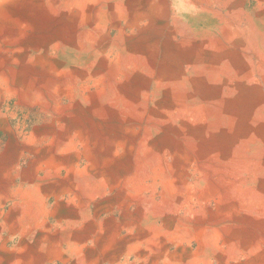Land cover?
<instances>
[{"label": "crops", "instance_id": "crops-1", "mask_svg": "<svg viewBox=\"0 0 264 264\" xmlns=\"http://www.w3.org/2000/svg\"><path fill=\"white\" fill-rule=\"evenodd\" d=\"M0 17V117L3 101L21 98L5 88L22 68L29 79L41 64L37 56L45 68L54 57L85 73L69 97L76 102L57 110L59 120L11 126L13 138H0V160L13 140L68 149L59 173H26L38 160H20L8 191L1 188L5 214L17 211L14 236L5 215L0 219L3 258L264 264V204L254 206L253 193L264 177L254 167L264 160V138L255 132L264 125V0H8ZM85 86L96 93L97 109ZM25 89L36 93L31 84ZM242 127L249 134L244 159ZM104 161L111 169L101 170Z\"/></svg>", "mask_w": 264, "mask_h": 264}, {"label": "bare ground", "instance_id": "bare-ground-1", "mask_svg": "<svg viewBox=\"0 0 264 264\" xmlns=\"http://www.w3.org/2000/svg\"><path fill=\"white\" fill-rule=\"evenodd\" d=\"M8 0H0V11L1 10H3V8L5 7L6 8V2H7ZM113 1V0H112ZM127 1V0H126ZM123 2V1H122ZM17 3V2H16ZM18 4V3H17ZM107 4V3H106ZM124 5V4H123ZM230 6V5H229ZM257 7V6H256ZM255 7V8H256ZM9 8V7H8ZM249 8V7H248ZM197 9V8H196ZM224 8H222V10H223ZM231 9V8H230ZM256 9H259L258 7L256 8ZM208 10V9H207ZM207 10H206V12H207ZM225 10V9H224ZM236 10V9H235ZM9 11H11V10H9ZM209 11V10H208ZM248 12V11H247ZM5 13V12H4ZM15 13V12H14ZM210 13V12H209ZM8 14V13H7ZM263 14V13H262ZM22 15V14H21ZM24 15V14H23ZM10 16H11V14H10ZM14 16V15H13ZM153 17V16H152ZM213 17V16H212ZM252 17V16H251ZM259 17V16H258ZM1 18V17H0ZM202 18V17H201ZM26 19V18H25ZM261 19V18H260ZM264 19V18H263ZM56 20V19H55ZM93 20V19H92ZM145 20V19H144ZM212 20H214V19H212ZM255 20V19H254ZM31 21V20H30ZM192 22H193V19L191 20ZM202 21H204V20H202ZM257 21V20H256ZM256 21H254V22H256ZM108 22V21H107ZM260 22V21H259ZM195 23V22H194ZM197 23V22H196ZM217 23H219V22H217ZM223 23V22H222ZM262 23V22H261ZM199 25V24H198ZM217 25H219V24H217ZM225 25V24H224ZM223 25V26H224ZM54 26V25H53ZM60 26H61V24H60ZM155 26V25H154ZM206 26V25H205ZM210 26V25H209ZM259 26H261V25H259ZM66 27V26H65ZM165 27V26H164ZM203 27V26H202ZM201 27V28H202ZM220 27V26H219ZM262 27V26H261ZM261 27H259L260 29H261ZM67 28V27H66ZM100 28H102V27H100ZM204 28V27H203ZM214 28V27H213ZM217 28V27H216ZM263 28H264V26H263ZM262 28V29H263ZM68 29V28H67ZM224 29H226V28H224ZM224 29H223V31H224ZM114 30V29H113ZM264 30V29H263ZM97 31V30H96ZM194 31V30H193ZM58 32V31H57ZM71 32V31H70ZM150 32H151V30H150ZM153 32V31H152ZM195 32H197V31H195ZM226 32V31H225ZM32 33V32H31ZM42 33V32H41ZM45 33V32H44ZM156 33V32H155ZM203 33V32H202ZM205 33V32H204ZM211 33V32H210ZM223 33V32H222ZM38 34V33H37ZM40 34V33H39ZM49 34V33H48ZM168 34V33H167ZM171 35H172V33H171ZM98 36V35H97ZM206 36V35H205ZM29 37V36H28ZM28 37H27V39H28ZM200 37H202V36H200ZM151 38H152V36H151ZM156 39V38H155ZM224 39H225V37H224ZM84 40V39H83ZM147 40H148V38H147ZM167 40V39H166ZM168 40H171L170 38L168 39ZM25 41V40H24ZM139 41V40H138ZM86 42H88V41H86ZM137 42V41H136ZM156 42V41H155ZM158 42V41H157ZM168 42V41H167ZM182 42V41H181ZM24 43V42H23ZM90 43V42H89ZM210 43V42H209ZM212 43V42H211ZM21 44V43H20ZM182 44H184V43H182ZM8 45V44H7ZM135 46H137L136 44H134ZM150 45V44H149ZM181 45V44H180ZM185 45V44H184ZM188 45V44H187ZM16 46V45H15ZM65 46V45H64ZM14 47V46H13ZM67 47V46H66ZM65 47V48H66ZM90 47V46H89ZM139 47V46H138ZM118 48V47H117ZM122 48V47H121ZM145 48V47H144ZM184 48V47H183ZM189 48V47H188ZM261 48V47H260ZM92 49V48H91ZM98 49V48H97ZM119 49V48H118ZM117 49V50H118ZM132 49V48H131ZM155 49V48H154ZM182 49V48H181ZM124 50V49H123ZM133 50V49H132ZM139 50V49H138ZM34 51V50H33ZM32 51V52H33ZM99 51V50H98ZM144 51V50H143ZM173 51V50H172ZM264 51V50H263ZM59 52V51H58ZM100 52V51H99ZM147 52V51H146ZM174 52V51H173ZM60 53V52H59ZM80 53V52H79ZM89 53V52H88ZM94 53H96V52H94ZM97 54V53H96ZM147 54V53H146ZM61 55V54H60ZM63 55V54H62ZM66 55V54H65ZM75 55V54H74ZM81 55V54H80ZM4 56V55H3ZM2 56V57H3ZM87 56V55H86ZM85 56V57H86ZM97 56V55H96ZM161 56V55H160ZM80 57V56H79ZM70 58V57H69ZM164 58V57H163ZM166 58H168V57H166ZM64 59H66V57L64 58ZM82 59V58H81ZM89 59V58H88ZM150 59V58H149ZM159 59H160V57H159ZM256 59V58H255ZM43 57L42 56H38L37 57V61H40L41 62V64H40V66L38 67V68H36V70L33 72V74L32 75H30L28 78L29 79H27L25 76H23V74H24V72L26 71L27 73H26V75L30 72V69H24V68H22L23 69V71L21 70V71H18L17 72V75H16V77H14L13 78V81H15L16 83H14L12 86H13V88L11 87V85H9V86H7L6 88H5V90H9L10 92H15L16 94H19V96L21 97L20 99H18L19 101H21V102H30L31 101V98L30 97H27V95L26 94H28L27 93V89H25V88H28V85L30 86V84H31V88L32 87H35L36 86V88L37 87H40V86H42V88H43V90H44V86H43V81H44V79H43V72L44 73H46L48 76H46L47 78L46 79H48V81H49V83H51V84H47V89H49V90H55L56 88H53L54 86H59V85H61V87L63 88L64 87V89L62 90V92L63 93H68L69 94V96H74V95H76V88H74L73 86H75V85H77L76 84V77H79V78H82V77H84L85 76V73H83V72H81V70H79L77 67H75V66H72V67H67V68H65L64 67V65L63 64H61L62 62H60V61H58V60H56L54 57H52V62H51V65L50 66H48V67H43ZM74 60V59H73ZM73 60L71 59V61L73 62ZM84 61H85V59H84ZM165 61H166V59H165ZM167 61H169V60H167ZM257 61V60H256ZM70 62V61H69ZM154 62V61H153ZM222 62V61H221ZM74 63H75V61H74ZM84 63V62H83ZM11 64V63H10ZM19 64V63H18ZM76 64V63H75ZM149 64V63H148ZM152 64V63H151ZM154 64V63H153ZM6 65V64H5ZM66 65V64H65ZM175 65V64H174ZM183 65H185V64H183ZM194 65V64H193ZM231 65V64H230ZM8 66H10V65H8ZM16 67V66H15ZM151 67V66H150ZM233 67V66H232ZM13 68V67H12ZM159 68H161V67H159ZM263 68V67H262ZM87 69V68H86ZM92 69V68H91ZM20 70V69H19ZM166 70V69H165ZM165 70H163V71H165ZM5 71V70H4ZM106 71V70H105ZM159 71V70H158ZM158 71H156V72H158ZM90 72V71H89ZM160 72V71H159ZM119 74V73H118ZM158 74V73H157ZM13 75V74H12ZM90 75V74H89ZM106 75V74H105ZM130 75H131V73H130ZM135 75V77L138 75H136V74H134ZM178 75V74H177ZM182 75H184V74H182ZM100 76V75H99ZM102 76H104V75H102ZM45 77V76H44ZM135 77H133V79L135 78ZM139 77V76H138ZM67 78H69V79H67ZM11 79V78H10ZM110 79V78H109ZM138 79V78H137ZM177 79V78H176ZM28 80H35L34 82H30V84L29 83H27L28 82ZM128 80V79H127ZM126 80V81H127ZM170 80H172V79H170ZM189 80V79H188ZM111 81V80H110ZM125 81V80H124ZM132 81V80H131ZM139 81V80H138ZM137 81V82H138ZM158 81V80H157ZM91 82V81H90ZM134 82V81H133ZM144 82H146V81H144ZM166 82V81H165ZM34 83V84H33ZM107 83V82H106ZM68 84V85H67ZM143 84V83H142ZM154 84V83H153ZM46 85V84H45ZM127 85V84H126ZM191 85V84H190ZM263 85V84H262ZM131 86V85H130ZM154 86V85H153ZM15 87V88H14ZM121 87H123V85L121 86ZM132 87V86H131ZM134 87V86H133ZM140 87H142V85L140 86ZM139 87V88H140ZM155 87V86H154ZM197 87V86H196ZM198 88V87H197ZM39 89H41V88H39ZM116 89V88H115ZM133 89V88H132ZM144 89V88H143ZM85 90H87L88 91V99L89 100H91V102L94 104L93 106L95 107V109H97L98 108V102L96 101V93H94V92H92V91H90V90H88V87L87 86H85ZM124 90V89H123ZM159 90V89H158ZM161 90V89H160ZM199 90V89H198ZM201 90V89H200ZM48 91V90H47ZM67 91V92H66ZM128 91V90H127ZM147 91V90H146ZM161 92V91H160ZM40 93V92H39ZM46 93V92H45ZM52 93V92H51ZM127 93V92H126ZM58 95V94H57ZM63 95V94H62ZM123 95V94H122ZM41 96V95H40ZM49 96V95H48ZM50 96H51V98L52 99H54L56 102V104L54 105V106H57L58 105V103H60V101H58L59 100V97H56V96H52L51 94H50ZM172 96V95H171ZM252 96V95H251ZM64 97V96H63ZM84 97V96H83ZM44 98V97H43ZM40 100V99H39ZM43 100H45V99H43ZM244 100V99H243ZM42 101V100H41ZM46 101V100H45ZM53 101V100H52ZM74 101V100H73ZM140 101V100H139ZM195 101H197V100H195ZM254 101V100H253ZM188 102V101H187ZM202 102V101H201ZM221 102V101H220ZM255 102V101H254ZM23 103V104H24ZM54 103V102H53ZM160 103V102H159ZM192 103V102H191ZM194 103V102H193ZM222 103V102H221ZM263 103V102H262ZM1 104V103H0ZM136 104V103H135ZM197 104H198V102H197ZM219 104V103H218ZM80 104H78L77 106H79ZM25 106V105H24ZM27 106V105H26ZM52 106V103H50V105H49V108H52L51 107ZM121 106V105H120ZM189 106H191V105H189ZM28 107V106H27ZM80 107V106H79ZM206 107V106H205ZM223 108V107H222ZM206 109V108H205ZM212 109V108H211ZM82 110V109H81ZM214 111V110H213ZM222 111V110H221ZM220 111V112H221ZM246 111H248L247 110V103H245L244 104V108H243V113H246ZM66 112V111H65ZM96 112V111H95ZM153 112V111H152ZM217 112V111H216ZM232 112H233V110H232ZM235 112V111H234ZM93 115V114H92ZM95 115V114H94ZM214 115V114H213ZM61 116H62V114H61ZM86 115L84 114V116H83V118L84 119H89L90 117L87 115L86 117H85ZM226 116H227V114H226ZM247 116H249V115H247ZM4 117V116H3ZM89 117V118H88ZM96 117V116H95ZM102 117V116H101ZM105 117V116H104ZM233 117V116H232ZM64 118V117H63ZM228 118V117H227ZM233 119V118H232ZM59 120V119H58ZM63 120V119H62ZM228 121V120H227ZM226 121V122H227ZM251 121V120H250ZM102 122V121H101ZM0 123H2V126H3V128L5 129V128H7L5 125H8V124H5V121L3 120V119H0ZM109 123V122H108ZM138 123V122H137ZM120 124V123H119ZM233 124V123H232ZM235 124H236V122H235ZM214 126V125H213ZM87 127H89V126H87ZM151 127V126H150ZM57 128V127H56ZM152 128V127H151ZM150 128V129H151ZM89 129V128H88ZM151 130H153V129H151ZM89 131V130H88ZM154 131V130H153ZM7 132H9L10 133V135H11V137L13 138V134H12V129L11 128H9L8 130H7ZM74 132V131H73ZM180 132V131H179ZM252 132H254V131H252ZM255 132H257V134H258V136H260V137H263L264 138V125H262V126H260L259 128H257V131L255 130ZM153 133H155V131L153 132ZM152 133V134H153ZM261 133V134H260ZM92 135V134H91ZM248 133H247V131L246 130H244V128L242 127V129H241V134H240V138H241V141L243 142V144H242V146H243V148H242V153H244L245 155L243 156V159L244 158H246L247 157V154H246V152H247V149L245 148V146L246 145H244V140H245V138L247 139L248 138ZM95 137V136H94ZM259 137V138H260ZM11 138V139H12ZM97 139V138H96ZM44 141V140H43ZM210 141V140H209ZM190 145V144H189ZM205 145V144H204ZM255 147H257V145L256 144H253ZM10 147V146H9ZM27 147H29V146H27ZM149 147V146H148ZM186 148H187V146H186ZM196 148V147H195ZM194 149V148H193ZM254 149V150H253ZM68 149L67 148H64L63 150H55L54 148H51V149H42V148H33V147H29V148H25V147H21V146H18L17 147V145H16V142H14V140H13V146H11L10 148H9V150L8 151H6V153H5V157L2 159V160H0V190H2V191H8V185L10 184V183H12V180H11V173L13 172V171H15V168H16V166H18L17 165V162L18 161H20V160H22V157L24 156H28V153H32V152H34L35 154H39V156H37L36 155V160H39L38 162H36V161H34V164H31L30 166H29V168H26L25 169V171H26V173H40V172H44V171H47V172H57V173H59L63 168H66L65 166H63V164L60 162V161H66V160H64V158H63V155L65 154V153H67L68 151H67ZM189 150V149H188ZM251 150H252V154H253V156L254 157H257L256 155V153H253L254 151H256L257 150V148H251ZM191 151V150H190ZM56 152H58V154L56 153ZM261 152H263L262 153V155H261V157H263V159H264V150H261ZM38 157V158H37ZM40 157V158H39ZM69 158H71L70 156H68ZM47 158H49L48 160H44V159H47ZM197 158V157H196ZM105 163L102 165V167H101V170L102 171H106V169L107 168H110V165L108 164V162L107 161H104ZM45 163L46 164H48V166H45ZM205 163V162H204ZM208 163V162H207ZM243 163H245V160H243ZM16 164V165H15ZM181 164V163H180ZM209 164V163H208ZM207 164V165H208ZM76 165V164H75ZM206 165V166H207ZM211 165V164H210ZM212 165H213V163H212ZM199 166V165H198ZM225 166V165H224ZM186 167V166H185ZM255 167V174L256 175H258V173L261 171L262 172V174H264V160H262V161H257V163H256V165L254 166ZM211 168V167H210ZM217 168V167H216ZM247 168V167H246ZM111 169V168H110ZM115 168H113L112 170H114ZM117 169V168H116ZM115 169V170H116ZM215 169V168H214ZM220 169V168H219ZM218 169V170H219ZM74 169L73 168H71V171H73ZM224 170V169H223ZM117 171V170H116ZM204 171H206V170H204ZM254 174V175H255ZM261 174V175H262ZM253 175V176H254ZM221 177H223V176H221ZM254 178V177H253ZM54 179V178H53ZM258 179V178H257ZM46 180H49V179H46ZM199 180V179H198ZM205 180V179H204ZM37 181V180H36ZM200 181V180H199ZM45 182V181H44ZM91 182V181H90ZM202 182V181H201ZM231 182V181H230ZM186 184H188V183H186ZM200 184H202V183H200ZM244 186L246 185V182H243L242 183ZM256 185H257V188L256 189H253V193H255V196H256V202H257V204L255 203L254 204V206L256 205H259L258 203H260V204H264V177L263 178H261L258 182L256 181V183H255ZM11 185V184H10ZM14 185V184H13ZM176 186V185H175ZM178 186V185H177ZM203 186V185H202ZM243 186V187H244ZM180 187V186H179ZM196 187V186H195ZM246 187V186H245ZM244 187V188H245ZM1 188H4V190L3 189H1ZM115 188H117V187H115ZM175 188V187H174ZM182 190V189H181ZM180 190V191H181ZM79 191V190H78ZM179 191V190H178ZM224 191V190H223ZM185 193V192H184ZM183 194V193H182ZM222 194V193H221ZM61 196V195H60ZM192 197V196H191ZM190 197V198H191ZM172 199V198H171ZM184 199V198H183ZM194 199V198H193ZM6 200V199H5ZM5 200H3L2 199V197H0V219H2L3 218V216H4V224L6 225V226H8V227H10L9 228V230H10V232H11V236L13 235H16V234H13V233H16L17 232V226H16V223H15V220H14V216H15V214L17 213V211H13V212H10V213H6L5 214V212L3 211V207H4V202H5ZM190 201V200H189ZM197 201V200H196ZM259 201V202H258ZM91 202V201H90ZM188 202V201H187ZM175 203V202H174ZM7 204V203H6ZM194 204V203H193ZM186 206V205H185ZM201 206V205H200ZM243 207H247V204H243ZM250 208V207H249ZM89 212V211H88ZM188 212V211H187ZM243 212V211H242ZM230 213V212H229ZM104 214V213H103ZM146 214V213H145ZM192 215V214H191ZM205 215V214H204ZM100 216V215H99ZM190 216V215H189ZM195 216V215H194ZM95 218V217H94ZM161 218V217H160ZM163 218V217H162ZM204 218V217H203ZM216 218H218V217H216ZM131 219V218H130ZM183 219V218H182ZM54 220V219H53ZM80 220H81V218H80ZM141 220H142V218H141ZM155 220H156V218H155ZM64 221H66V220H64ZM69 221V220H68ZM182 221V220H181ZM188 221V220H187ZM61 222V221H60ZM190 222V221H189ZM215 222V221H214ZM227 222V221H226ZM58 223V222H57ZM137 223V222H136ZM259 222H257V224H258ZM64 224V223H63ZM67 224V223H66ZM151 224V223H150ZM187 224V223H186ZM219 224V223H218ZM231 224H233V223H231ZM68 225V224H67ZM66 225V226H67ZM197 225V224H196ZM210 225V224H209ZM223 225V224H222ZM69 226V225H68ZM169 226V225H168ZM167 226V227H168ZM132 227V226H131ZM184 227V226H183ZM215 228V227H214ZM67 229V228H66ZM166 229V228H165ZM170 229V228H169ZM186 229V228H185ZM206 230V229H205ZM144 231V230H143ZM212 234V233H211ZM215 234H216V232H215ZM203 235V234H202ZM210 235V234H209ZM224 235V234H223ZM262 234H261V232H260V236H261ZM94 236V235H93ZM139 236V235H138ZM213 236V235H212ZM140 237V236H139ZM203 237V236H202ZM144 238V237H143ZM179 238V237H178ZM146 239V238H145ZM196 239V238H195ZM211 239V238H210ZM209 239V240H210ZM201 241V240H200ZM203 241V240H202ZM227 241V240H226ZM139 242V241H138ZM209 244V243H208ZM224 244V243H223ZM80 245V244H79ZM209 245H211V244H209ZM116 248V247H115ZM119 248V247H118ZM4 249H5V247H4ZM212 249V248H211ZM257 249V248H256ZM5 251H8L7 249H5ZM211 251V250H210ZM151 252V251H150ZM216 252V251H215ZM82 253V252H81ZM8 254L10 255V252H8ZM202 254V253H201ZM242 254V253H241ZM244 254V253H243ZM249 255V254H248ZM103 256V255H102ZM198 256V255H197ZM200 256V255H199ZM231 257V256H230ZM208 258V257H207ZM18 259H20L19 257H17V256H15V255H13V254H11L10 255V257H5V258H3L2 257V255L0 254V264H16L17 263V260ZM161 259V258H160ZM190 259V258H189ZM247 259V258H246ZM241 260H243V259H241ZM211 261H213V260H211ZM34 263V262H33ZM226 263V262H225Z\"/></svg>", "mask_w": 264, "mask_h": 264}, {"label": "rangeland", "instance_id": "rangeland-1", "mask_svg": "<svg viewBox=\"0 0 264 264\" xmlns=\"http://www.w3.org/2000/svg\"><path fill=\"white\" fill-rule=\"evenodd\" d=\"M67 79H69V78H67ZM73 87L76 88V92H79L81 86L77 84ZM39 88H41V89H39ZM53 88H56V89L51 91L52 92L51 95L59 97L58 101H60V103H58L57 106H54L56 104L55 103L56 101L54 99L50 98L51 96L49 93L47 94V97H48L47 101L43 100V99H45V93H44L42 86L37 87V88L35 86V89H36L35 94H33V93L26 94L28 97H30V98L32 97L30 102L24 103V102L17 100L16 98L14 100L3 101L1 108H3L2 112L5 114V116L3 115L4 117H0V119H3L5 121V124H8V125H5L7 128L3 129L2 131L0 130V138H3L4 141H7L8 138L11 137L10 133L7 132V130L11 126L13 127V126H16L19 124H21L22 126H25V127H30V128L42 126L46 123H49L50 119L52 118L51 116H53V115H56L57 118L55 117L54 119L58 120L60 118V115L58 113H56L57 110L65 109V108H67L68 104L72 105L73 103L76 102L75 100L73 101V100L69 99L70 96L68 93L62 92L64 87L62 88L61 85L54 86ZM50 103H52V106H51L52 108H49ZM45 105H47L46 109L48 110V114L45 113V111H43V109L45 108ZM51 113H52V115H50ZM0 124L2 125V123H0ZM140 135L143 139V132ZM20 140L22 141V138H20ZM36 155L39 156V154H35L34 152L28 153V156L22 157V160L20 161L19 165H21V164L24 165L25 164L24 162H26V159H28V160L30 158L36 159ZM29 156H31V157H29ZM167 210H168L169 214H170V212L171 213L173 212V210L172 211L169 209H167ZM214 264H217L216 261L214 262Z\"/></svg>", "mask_w": 264, "mask_h": 264}]
</instances>
